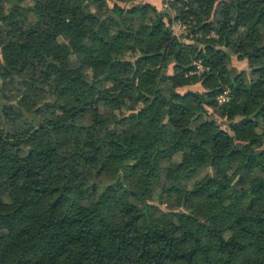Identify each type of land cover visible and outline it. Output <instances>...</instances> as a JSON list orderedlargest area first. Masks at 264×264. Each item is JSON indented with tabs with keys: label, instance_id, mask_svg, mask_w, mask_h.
<instances>
[{
	"label": "trees",
	"instance_id": "1",
	"mask_svg": "<svg viewBox=\"0 0 264 264\" xmlns=\"http://www.w3.org/2000/svg\"><path fill=\"white\" fill-rule=\"evenodd\" d=\"M160 2L0 0V264H264V0Z\"/></svg>",
	"mask_w": 264,
	"mask_h": 264
},
{
	"label": "built area",
	"instance_id": "2",
	"mask_svg": "<svg viewBox=\"0 0 264 264\" xmlns=\"http://www.w3.org/2000/svg\"><path fill=\"white\" fill-rule=\"evenodd\" d=\"M173 2V0H161V8L162 10H167L169 11V5L170 3ZM171 31L175 34H182L186 31V26L183 25L182 23L178 21L172 20L171 25H170ZM202 72V68L200 65H197V71L195 72L196 74H200ZM228 101V97L226 93H223L217 97V102L219 104L225 103Z\"/></svg>",
	"mask_w": 264,
	"mask_h": 264
},
{
	"label": "rangeland",
	"instance_id": "3",
	"mask_svg": "<svg viewBox=\"0 0 264 264\" xmlns=\"http://www.w3.org/2000/svg\"><path fill=\"white\" fill-rule=\"evenodd\" d=\"M179 35V34H178ZM232 63L234 64V66H236L239 70H243L246 68V63L245 62H239L237 61V59L235 57H233L232 59ZM191 90H198V91H201L202 89L199 87V86H196V87H191L190 88Z\"/></svg>",
	"mask_w": 264,
	"mask_h": 264
},
{
	"label": "water",
	"instance_id": "4",
	"mask_svg": "<svg viewBox=\"0 0 264 264\" xmlns=\"http://www.w3.org/2000/svg\"><path fill=\"white\" fill-rule=\"evenodd\" d=\"M112 15H113V14H112V11H110L109 14H108V16H112Z\"/></svg>",
	"mask_w": 264,
	"mask_h": 264
},
{
	"label": "crops",
	"instance_id": "5",
	"mask_svg": "<svg viewBox=\"0 0 264 264\" xmlns=\"http://www.w3.org/2000/svg\"><path fill=\"white\" fill-rule=\"evenodd\" d=\"M161 3V2H160Z\"/></svg>",
	"mask_w": 264,
	"mask_h": 264
}]
</instances>
